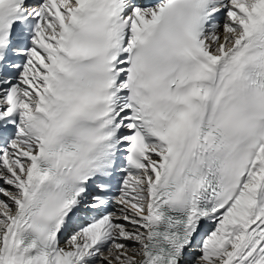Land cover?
Returning <instances> with one entry per match:
<instances>
[{
    "label": "snow or ice",
    "instance_id": "6c2138e0",
    "mask_svg": "<svg viewBox=\"0 0 264 264\" xmlns=\"http://www.w3.org/2000/svg\"><path fill=\"white\" fill-rule=\"evenodd\" d=\"M0 264H264V0H0Z\"/></svg>",
    "mask_w": 264,
    "mask_h": 264
}]
</instances>
